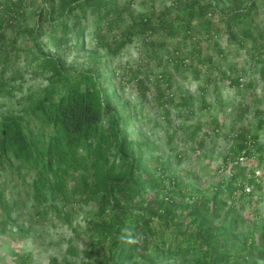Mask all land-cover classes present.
Here are the masks:
<instances>
[{"label":"trees","instance_id":"16d2710c","mask_svg":"<svg viewBox=\"0 0 264 264\" xmlns=\"http://www.w3.org/2000/svg\"><path fill=\"white\" fill-rule=\"evenodd\" d=\"M137 1L0 0V96L28 76L45 81L22 96L24 109L0 117V264H264V95L251 91L264 79V0ZM128 45L137 66L116 64ZM78 47L91 51L88 63L69 62ZM177 75L200 80L199 96ZM126 81L165 120L168 104L180 108V123L165 127L179 162L177 140L199 150L230 141L219 169L227 179L190 185L162 144L134 138V110L117 93ZM225 87L244 96L228 103L227 131L209 94L222 105ZM88 203L96 210L83 230L56 240L50 228H70ZM37 248L48 257L37 260Z\"/></svg>","mask_w":264,"mask_h":264},{"label":"rangeland","instance_id":"374dc122","mask_svg":"<svg viewBox=\"0 0 264 264\" xmlns=\"http://www.w3.org/2000/svg\"><path fill=\"white\" fill-rule=\"evenodd\" d=\"M138 7L139 8H144V5L141 4V1L138 0ZM160 7V5H158ZM28 25H33L34 21L29 20L27 23ZM47 39V38H46ZM222 43L225 45L226 43V38H222ZM92 42L91 39L88 38L86 40V48L87 50L93 51L95 54L102 55L104 58H107V54L104 50L98 49L96 47H93L94 45H88ZM90 51V52H91ZM89 52V53H90ZM89 53L84 50L81 47L74 48L70 52V54L67 56L69 62L78 64V63H88L90 60L88 58ZM118 60L116 61L117 63H121L122 65L129 66H137L139 62H143V58L139 55V51L137 50L135 45H128L125 49V52L117 58ZM102 60V59H100ZM107 60H111L109 57ZM110 64L113 65V60L109 61ZM115 65V64H114ZM15 70H13V74L18 75L17 77V83L19 79V74L22 73L24 69V62H16L15 64ZM15 72V73H14ZM12 73V72H11ZM259 76V75H258ZM177 80L181 84L182 87H184L188 93H190L193 96H199V85H200V80L192 78L191 76H183V75H177ZM45 81L42 79H33L30 76L27 77V79L24 81V86L23 88H18L15 91V94L13 96L10 95H4L0 96V117L2 115L6 114H11L15 113L17 111H20L24 109L25 102L22 100V96H25L27 93H29L31 90H33L35 87L39 85H44ZM135 83H129L125 82L124 88H119L117 90V93L121 96L122 99H129L131 103V107L134 110L135 116L132 120V122L129 124L128 130L131 133V135L134 138H137L139 134H142L144 138L147 140H150L153 143H159L162 144V149H167V156L170 158V161L174 164V167L177 168V171H179V174L183 176L185 175V182L189 183L190 185L194 184L195 186L199 187L202 186L201 188H207L209 186H212L213 184L219 183L222 181V179L226 178L227 175L231 173V171L228 170H219L221 165H222V160L224 153L228 150L230 147V141H228L226 138H220V139H214L210 143L206 142L207 147L205 149L199 150L197 148V145L193 142L188 140V138H183L182 141L177 140V144L179 145L178 149L182 150L184 152V158L182 159L181 162L176 160L174 153L169 150V146L166 144L167 141V130H165V127L168 125L169 121L173 123L179 124L180 123V108L174 107L172 105H167L170 113L167 115L168 120L160 117V114L163 113V111L155 104V103H150L143 100L141 97V94L135 87ZM114 88H109L108 91H112ZM254 91L258 94V96H263L264 95V79L259 77L257 81V86ZM211 96V101L215 103V106L213 110H211V114H214L215 117H218L220 122L222 123V126L224 128V131H227L229 128V124L232 120L231 116H229V113L232 109V105H229V102H233L234 100H239L243 98L241 94H239V91L234 90L233 88L230 87H225L222 89L220 98L223 101V104H219L220 102L218 99H214V95L212 93H209ZM234 104V103H233ZM221 105V106H220ZM229 105V106H228ZM252 115H250V118L252 119ZM205 118V116H204ZM202 118V123L205 121V119ZM171 126V131H173L176 126L172 127ZM204 127H210L205 124L204 122ZM262 137H264L262 135ZM205 151V156L204 155ZM4 177H0V182L2 181ZM250 187V186H247ZM254 204V202H253ZM262 205V204H261ZM248 206V204H247ZM248 209H253V206H248ZM27 210V206L24 210H21L22 215L24 216ZM89 210H96V206L94 203H88L85 204L82 210L78 211L76 216H74L75 220L73 222V225L69 228L68 226H63V225H58V229H52L50 228V232L54 234V237L56 240H58L60 237H64V239L67 241L69 237H73V233L71 231V228H77L78 226L80 227L81 231L85 227L86 220L84 219L83 215ZM16 214V213H15ZM3 239H7L6 234H0V241L2 242ZM62 241V251H65L66 248L68 247L67 242ZM73 243L77 246L78 251L82 252L84 251V246L81 240H77L76 238H73ZM28 249L31 246H34L32 242L29 244H26ZM2 249V246H0ZM50 250L52 248H49ZM55 250V249H54ZM58 251V249H57ZM60 252V251H59ZM36 253V259L40 258H47L50 251L48 252H41L40 248H37L35 250ZM83 255L81 254V257ZM37 264H43V262H38Z\"/></svg>","mask_w":264,"mask_h":264},{"label":"built area","instance_id":"2783aa9c","mask_svg":"<svg viewBox=\"0 0 264 264\" xmlns=\"http://www.w3.org/2000/svg\"><path fill=\"white\" fill-rule=\"evenodd\" d=\"M247 191H248V192H250V191H251L250 187H248V188H247Z\"/></svg>","mask_w":264,"mask_h":264}]
</instances>
